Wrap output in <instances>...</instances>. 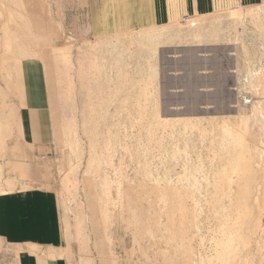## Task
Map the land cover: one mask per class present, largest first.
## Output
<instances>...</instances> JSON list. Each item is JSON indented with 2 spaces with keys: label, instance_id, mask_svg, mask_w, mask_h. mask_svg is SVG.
<instances>
[{
  "label": "rangeland",
  "instance_id": "obj_1",
  "mask_svg": "<svg viewBox=\"0 0 264 264\" xmlns=\"http://www.w3.org/2000/svg\"><path fill=\"white\" fill-rule=\"evenodd\" d=\"M90 4L0 0V193L40 86L65 264H264V5L98 35Z\"/></svg>",
  "mask_w": 264,
  "mask_h": 264
},
{
  "label": "crops",
  "instance_id": "obj_2",
  "mask_svg": "<svg viewBox=\"0 0 264 264\" xmlns=\"http://www.w3.org/2000/svg\"><path fill=\"white\" fill-rule=\"evenodd\" d=\"M88 21L98 35L124 34L177 24L185 19L206 18L264 0H91ZM132 28V29H131ZM35 64L22 66L20 82H40ZM40 86L28 87L21 99L25 115L22 140L10 159L14 189L0 193V239L12 248L17 264H65V244L54 193L40 187L38 160L52 155L50 110ZM33 134L25 139L24 127ZM30 130V131H31ZM28 145V146H26Z\"/></svg>",
  "mask_w": 264,
  "mask_h": 264
},
{
  "label": "built area",
  "instance_id": "obj_3",
  "mask_svg": "<svg viewBox=\"0 0 264 264\" xmlns=\"http://www.w3.org/2000/svg\"><path fill=\"white\" fill-rule=\"evenodd\" d=\"M188 20V19H187Z\"/></svg>",
  "mask_w": 264,
  "mask_h": 264
}]
</instances>
